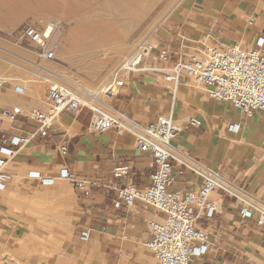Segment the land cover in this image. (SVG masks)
<instances>
[{
    "label": "crops",
    "instance_id": "1",
    "mask_svg": "<svg viewBox=\"0 0 264 264\" xmlns=\"http://www.w3.org/2000/svg\"><path fill=\"white\" fill-rule=\"evenodd\" d=\"M152 38L155 53L166 50L169 58L165 63L152 61L155 68L199 56L213 46L251 49L258 39L264 54V0H190L182 16L164 23ZM163 76L154 71L129 77L109 104L140 124L170 113L178 131L174 147L264 201V113L246 117L228 104L210 101L207 87L187 78L169 84ZM23 93L12 85L0 86V137L30 138L13 149L2 168L10 180L0 190V264H47L43 254L52 244L46 239L62 231L71 237L70 226L77 233L90 231L91 246L103 250L105 264H135L139 246L149 238L148 223L159 215L138 201L128 209H114L113 202L124 185H150L149 157L137 151L131 135L92 130L91 113L85 109L76 116L62 113L48 137L33 136V123L24 117L10 123L3 116L14 107L28 112L41 106ZM189 119L197 120L199 127H187ZM63 167L83 182V189L57 178ZM118 168H126L125 174L114 179ZM30 172L52 183L41 185L28 178ZM172 173L173 191L186 193L201 184L177 166ZM210 201L216 207L211 218L194 212L209 250L194 264H264V227L242 220L238 205L228 197L214 195Z\"/></svg>",
    "mask_w": 264,
    "mask_h": 264
},
{
    "label": "built area",
    "instance_id": "2",
    "mask_svg": "<svg viewBox=\"0 0 264 264\" xmlns=\"http://www.w3.org/2000/svg\"><path fill=\"white\" fill-rule=\"evenodd\" d=\"M48 23L44 28L37 25L26 26L22 30L21 39L35 48L40 59L51 62L55 59V53L49 47V41L56 23L54 20H49ZM249 24H253V19L249 20ZM262 45V40L258 39L251 49L239 45L227 49L213 46L198 57L179 59L168 67L155 68L152 61H169L168 52L161 50L156 54L154 43L142 42L128 57L120 61L110 79L103 85L89 91L63 79L51 77L53 79L47 81L45 109L25 112L20 107H14L10 111H4L3 116L10 123H14L17 117H24L35 125L33 136L43 139L48 137L62 113L76 116L85 109L91 113L92 130L100 134L115 131L131 135L135 139L137 151L150 159L153 170L150 185L145 189L131 184L120 187L116 191L113 208L128 209L138 201L159 215L148 223L149 238L144 242L153 264H194L195 260L202 259L209 251L205 232L195 225V211L202 212L205 218H211L216 207L210 198L223 195L238 205L242 220L252 222L256 228H262L264 201L174 147L172 142L178 131L170 113L159 115L148 124H140L109 103L119 94L130 76L161 71L164 72L163 80L166 83L176 84L180 79L187 78L195 85L207 87V98L210 101L228 104L246 117L264 113ZM3 84L0 83V86ZM15 92L23 93L18 88H15ZM186 126L199 127V122L189 119ZM29 141L30 138L21 136L0 137V190L10 180V176L2 171L6 159L13 155V149H19ZM65 151L63 148L61 153ZM173 166L198 177L201 180L199 187L186 193L173 191ZM125 171L126 168L115 169L112 176L119 179ZM28 178L37 179L41 185L52 183L51 179H43L37 172H30ZM57 178L73 184L77 189L84 188L83 182L78 181L75 174L67 168H60ZM78 239L82 243L89 242L90 231H80Z\"/></svg>",
    "mask_w": 264,
    "mask_h": 264
},
{
    "label": "rangeland",
    "instance_id": "3",
    "mask_svg": "<svg viewBox=\"0 0 264 264\" xmlns=\"http://www.w3.org/2000/svg\"><path fill=\"white\" fill-rule=\"evenodd\" d=\"M189 1L0 0V61L3 58L36 73L19 70L21 78L3 83L24 89V97L41 103L33 110L46 108L48 87V82L40 79L41 71L33 65L49 69L54 73L53 78L63 79L84 90L95 89L110 79L120 61L128 57L136 46L142 42L154 43L152 37L157 29L182 16ZM49 20H54L60 28L59 34L53 32L50 37L49 47L55 53L51 62L40 59L35 48L21 39L26 26L44 28ZM122 49L127 51L120 53ZM10 68L17 72L16 67ZM86 84L87 89L84 87ZM69 228L71 237L64 232L56 238L46 239L52 244V247L45 248L47 253L43 254L47 264H105L103 250L91 246L92 234L89 242L82 243L78 239L82 230L77 233L73 226ZM141 250L146 252L147 260H140ZM136 256L135 264H153L144 242Z\"/></svg>",
    "mask_w": 264,
    "mask_h": 264
},
{
    "label": "bare ground",
    "instance_id": "4",
    "mask_svg": "<svg viewBox=\"0 0 264 264\" xmlns=\"http://www.w3.org/2000/svg\"><path fill=\"white\" fill-rule=\"evenodd\" d=\"M174 12V11H173ZM173 12L169 13L164 19H166L168 16H170ZM48 23V22H47ZM49 24V23H48ZM59 27L58 25L56 24L54 30L52 31V34L54 32V34H59ZM100 33V32H99ZM127 49H122L120 53H124L126 52ZM3 61V62H2ZM33 65V64H32ZM16 67L17 69V72H14L12 68L10 67ZM33 67H35V69H37L38 71H41L39 73H41L39 76H40V79L43 81V82H47L48 79H50L51 77L54 76V73H52L51 70L49 69H46L44 67H40V66H35L33 65ZM19 70H25V71H28L30 73H35L33 72L32 70L30 69H27L19 64H16L14 62H10L6 59H3L0 61V83H3V82H6V81H9V80H15V79H18V78H21L20 76V73H19ZM43 73L45 74V76H43ZM36 74V73H35ZM100 74V73H99ZM89 82V81H88ZM97 82V81H96ZM107 82V81H106ZM100 83V82H99ZM105 83V82H104ZM103 83V84H104ZM98 85V84H97ZM101 86V85H100ZM84 87H86V89L88 88L87 84L84 85ZM90 87V85H89ZM83 88V87H82ZM15 89V88H14ZM90 90V89H89ZM24 91V89H23ZM64 232L62 231L60 234H63ZM147 254L146 252H144V250H141L140 251V260L144 261V260H147Z\"/></svg>",
    "mask_w": 264,
    "mask_h": 264
}]
</instances>
